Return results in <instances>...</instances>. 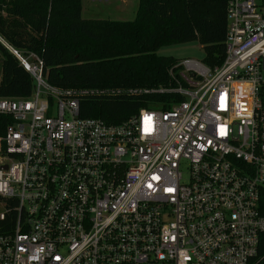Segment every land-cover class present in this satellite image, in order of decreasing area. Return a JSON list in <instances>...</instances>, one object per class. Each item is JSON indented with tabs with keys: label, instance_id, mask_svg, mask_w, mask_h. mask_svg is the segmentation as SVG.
<instances>
[{
	"label": "built area",
	"instance_id": "built-area-1",
	"mask_svg": "<svg viewBox=\"0 0 264 264\" xmlns=\"http://www.w3.org/2000/svg\"><path fill=\"white\" fill-rule=\"evenodd\" d=\"M0 44L33 83L0 98V264H250L264 233V0H228L221 65L179 61L149 91L175 97L168 109L119 125L79 117L80 92Z\"/></svg>",
	"mask_w": 264,
	"mask_h": 264
},
{
	"label": "trees",
	"instance_id": "trees-1",
	"mask_svg": "<svg viewBox=\"0 0 264 264\" xmlns=\"http://www.w3.org/2000/svg\"><path fill=\"white\" fill-rule=\"evenodd\" d=\"M227 2L138 0L134 19L117 22L82 20L81 0H0V38L39 57L48 85L80 92L79 117L119 125L140 109H168L163 104L176 99L149 92L169 87L168 71L179 62L159 56L160 49L196 42L202 64L221 65ZM32 88L29 74L0 44V98H25ZM259 211L264 216V189ZM250 264H264V233Z\"/></svg>",
	"mask_w": 264,
	"mask_h": 264
},
{
	"label": "rangeland",
	"instance_id": "rangeland-1",
	"mask_svg": "<svg viewBox=\"0 0 264 264\" xmlns=\"http://www.w3.org/2000/svg\"><path fill=\"white\" fill-rule=\"evenodd\" d=\"M137 4L138 0H81L80 17L86 21L128 22L134 19ZM158 55L179 61L191 59L199 62L204 57L202 48L196 42L162 48ZM1 210L0 204V212Z\"/></svg>",
	"mask_w": 264,
	"mask_h": 264
}]
</instances>
